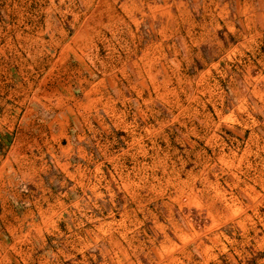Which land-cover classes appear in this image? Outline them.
Returning a JSON list of instances; mask_svg holds the SVG:
<instances>
[{"label":"rangeland","instance_id":"374dc122","mask_svg":"<svg viewBox=\"0 0 264 264\" xmlns=\"http://www.w3.org/2000/svg\"><path fill=\"white\" fill-rule=\"evenodd\" d=\"M7 157L0 264H264V0H0Z\"/></svg>","mask_w":264,"mask_h":264},{"label":"crops","instance_id":"0c3cea01","mask_svg":"<svg viewBox=\"0 0 264 264\" xmlns=\"http://www.w3.org/2000/svg\"><path fill=\"white\" fill-rule=\"evenodd\" d=\"M5 161H9L8 157L5 158ZM12 162L9 161V166L5 167V164L0 165V224L3 223H11L12 220H16V216H10L7 213H10L11 210H9L10 206L16 207L17 205V200L15 197L17 195V191L11 187V167ZM9 169V170H8ZM5 208L6 211L3 213L1 212V209ZM26 222V221H25ZM28 222V221H27ZM2 235L0 233V245H3L2 241ZM1 249V248H0ZM1 262V259H0Z\"/></svg>","mask_w":264,"mask_h":264}]
</instances>
